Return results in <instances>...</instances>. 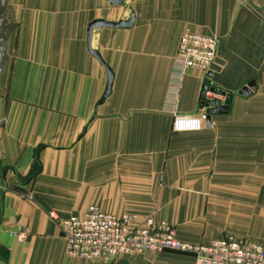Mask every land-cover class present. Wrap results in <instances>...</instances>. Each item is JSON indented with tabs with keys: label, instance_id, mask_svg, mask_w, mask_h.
<instances>
[{
	"label": "crops",
	"instance_id": "crops-1",
	"mask_svg": "<svg viewBox=\"0 0 264 264\" xmlns=\"http://www.w3.org/2000/svg\"><path fill=\"white\" fill-rule=\"evenodd\" d=\"M132 13L130 28L94 30V56L90 23ZM186 28L219 38L206 79L175 66ZM205 80L232 94L229 112L173 131ZM91 205L167 220L196 244H264V0H0V264H194L177 251L67 257L50 212Z\"/></svg>",
	"mask_w": 264,
	"mask_h": 264
},
{
	"label": "built area",
	"instance_id": "built-area-1",
	"mask_svg": "<svg viewBox=\"0 0 264 264\" xmlns=\"http://www.w3.org/2000/svg\"><path fill=\"white\" fill-rule=\"evenodd\" d=\"M219 38L186 28L180 36L174 62L180 75L193 69L206 79L215 65ZM208 80L202 89L200 110L193 115L175 114L172 129L176 132L201 131L208 126L206 100L226 97L214 93ZM204 98V99H203ZM66 240L65 254L71 259L109 263L131 255L150 251L173 250L190 254L194 264H264V244L228 236L209 243L196 244L179 238L175 225L151 215L142 223L137 215H116L91 205L81 216L60 219L54 212ZM25 233L20 235L24 239Z\"/></svg>",
	"mask_w": 264,
	"mask_h": 264
},
{
	"label": "water",
	"instance_id": "water-1",
	"mask_svg": "<svg viewBox=\"0 0 264 264\" xmlns=\"http://www.w3.org/2000/svg\"><path fill=\"white\" fill-rule=\"evenodd\" d=\"M108 1L114 5H120L123 2V0H108ZM134 22H135V14L134 13H132L128 19L120 20L118 22H110V21H106L104 19H97V20L92 21L90 23L89 29H88V48H89V51L94 56H96L98 59L101 60L98 52L96 50H94L92 48V45H91L94 30L100 29L102 27L125 29V28L132 27ZM101 62L106 67L107 75H108L106 90H105V93L103 96V99H105L109 96V94L111 92V86H112V82H113V73H112L111 69L103 61H101ZM255 86H256L255 81H252L251 83H249V85L247 87L242 88L239 91V94L244 95V96H249L251 94V89H254ZM211 90L214 93L221 94V95L225 96L226 100L223 104L221 103V101L219 99L206 100L204 102V106L208 108L209 123H210V118L213 114H225V113L229 112L230 103H231V99H232L231 93H226L225 91L219 90L215 86H213L211 88Z\"/></svg>",
	"mask_w": 264,
	"mask_h": 264
},
{
	"label": "rangeland",
	"instance_id": "rangeland-1",
	"mask_svg": "<svg viewBox=\"0 0 264 264\" xmlns=\"http://www.w3.org/2000/svg\"><path fill=\"white\" fill-rule=\"evenodd\" d=\"M165 251H173V250H165Z\"/></svg>",
	"mask_w": 264,
	"mask_h": 264
}]
</instances>
